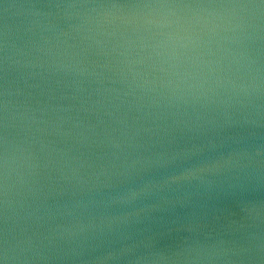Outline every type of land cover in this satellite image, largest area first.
<instances>
[{"label":"water","instance_id":"obj_1","mask_svg":"<svg viewBox=\"0 0 264 264\" xmlns=\"http://www.w3.org/2000/svg\"><path fill=\"white\" fill-rule=\"evenodd\" d=\"M0 264H264V0H0Z\"/></svg>","mask_w":264,"mask_h":264}]
</instances>
